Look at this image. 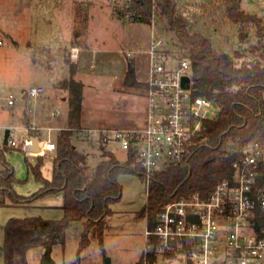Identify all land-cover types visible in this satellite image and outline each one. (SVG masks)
Here are the masks:
<instances>
[{
    "label": "trees",
    "instance_id": "trees-1",
    "mask_svg": "<svg viewBox=\"0 0 264 264\" xmlns=\"http://www.w3.org/2000/svg\"><path fill=\"white\" fill-rule=\"evenodd\" d=\"M199 8L204 26L236 25L240 43L248 47L235 55L217 49L209 36L194 30L190 19L188 25L179 19L185 11H180L173 0H115L112 7L116 20L149 26L159 24L163 32L170 34L171 49L186 54L190 60L193 95L210 99L220 108L215 120L203 122L201 131L193 139L189 159L181 166L166 164L153 175L147 204L138 214L150 229L155 227L158 215L167 204L194 193L207 196L219 182L231 180L234 164L242 159L240 150L249 142L264 141V18L247 13L241 0H213L209 6L201 4ZM75 21L73 44L79 46L88 12L76 8ZM66 64L72 76L64 84L68 92V116L66 128L57 137L52 179L42 176L44 156L40 154L37 165L31 169L42 187L33 195H18L15 185L19 179L12 164L6 161L5 151L0 150V210L11 206L31 207L43 198L62 194L64 216L60 220L11 218L3 227L0 257L4 264H29L27 248L30 246L44 249L41 264H55L54 247L65 245L67 230L78 222L83 227L78 258L93 240L102 245L110 205L122 198L118 176L136 173L143 178L132 155L120 163L114 154L105 151L104 160L90 172L88 157L72 142L74 133L82 130L84 84L73 78L76 69L68 58ZM140 87L146 88V84ZM28 166L31 165L28 163ZM258 184L264 185V166ZM147 262L156 264L153 252ZM137 264H144L143 254Z\"/></svg>",
    "mask_w": 264,
    "mask_h": 264
},
{
    "label": "rangeland",
    "instance_id": "rangeland-1",
    "mask_svg": "<svg viewBox=\"0 0 264 264\" xmlns=\"http://www.w3.org/2000/svg\"><path fill=\"white\" fill-rule=\"evenodd\" d=\"M18 1L0 0V18L7 25H11L16 20L17 11L21 9ZM173 1L180 11L187 12V15H183L195 25L194 30L209 36L217 49L235 55L248 47L247 44L240 43L236 25L227 24L221 28H211L202 24L200 21L202 13L198 9L201 4L209 6L213 0ZM40 2L41 9H45L46 17L51 22L57 43L66 42L67 47L70 46L69 39L74 31L70 25L71 12V23L73 19L75 20L76 8L81 9V12L83 9L88 12L83 38L81 37L79 41L80 58L73 57V52L66 55V59L68 58L76 69L73 78L84 84L82 129H126L142 124L146 117L147 102L145 88H141L140 85L145 84L148 78L147 52L154 38L162 39L170 45V34L163 32L159 24L149 26L145 23L121 22L114 19L112 7L115 0H40ZM241 3L247 13L262 15L264 0H241ZM33 7L37 9V5ZM9 47L8 40H5L0 47V150L5 151L6 161L12 164L16 177L19 179L15 185V192L21 196H30L40 190L41 184L31 169L37 165L38 155H28L24 151V144L29 137L28 127L24 125V122L29 118L30 124L34 125L35 116L38 115L46 127L39 129L40 141L50 140L56 143L58 132L53 128L64 125L63 129L66 128L68 108L62 97L66 96L68 99L64 84L72 76L69 66L66 64L67 68L65 66L62 68L59 62L52 64L50 73L48 67L42 71L31 70L27 64L24 67V64L13 60L15 57L10 54ZM17 51L25 55L30 50ZM128 53L131 56L128 57ZM64 76L68 79L62 81L60 87L55 89L53 78ZM37 85L45 88L42 97L23 98V89L29 90L31 86ZM10 95L14 99L13 105L8 104ZM55 112L56 116H54ZM26 125L28 126V123ZM48 126L53 127V130H49ZM31 132L32 137H37L39 133L38 130ZM7 134L9 138L5 145ZM10 139L16 143V147L9 144ZM72 142L88 157L90 172H94L104 160V151L114 154L120 163H125L128 158L115 144L111 143L102 149L96 132L88 139L74 137ZM53 153L56 154V151ZM53 153L42 154L44 159L41 172L47 180L52 178ZM118 181L123 188L122 198L110 205L111 213L106 219L107 225L102 245L98 240H93L78 258L83 227L80 222L74 223L67 230L65 245H58L53 249L55 264H106L107 259L111 264L138 263L145 249L147 227L145 219L139 218L138 214L147 204L148 191L139 174L121 173ZM59 199V196H50L37 201V204L31 207L2 208L0 210V247L4 242L3 227L11 218L50 219L61 216V211L56 207ZM47 203L54 208L46 206ZM43 252L44 249L41 246L28 247L29 264H41ZM0 264H4L1 257ZM170 264L184 263L174 261Z\"/></svg>",
    "mask_w": 264,
    "mask_h": 264
},
{
    "label": "built area",
    "instance_id": "built-area-1",
    "mask_svg": "<svg viewBox=\"0 0 264 264\" xmlns=\"http://www.w3.org/2000/svg\"><path fill=\"white\" fill-rule=\"evenodd\" d=\"M3 44L0 39V47ZM72 52L76 57L78 50ZM147 54L143 123L126 129H82L73 138L88 139L96 132L100 146L112 143L127 157L132 155L148 191L153 175L166 164L181 166L189 159L203 122L215 120L220 108L210 99L193 95L186 54L174 52L168 42L156 38ZM186 77L190 79L188 89L183 85ZM44 93L43 87H31L27 96L36 99ZM8 104H14L12 95ZM9 144L16 147L12 139ZM39 145L41 154L56 150V143L50 140ZM31 147L32 141L27 139L24 151L28 155H33ZM239 147L237 143L235 148ZM240 151L242 159L234 164L231 180L219 182L207 196L194 193L167 204L155 227H146L144 264L152 252L156 264H264V185L258 184L264 166V141L249 142Z\"/></svg>",
    "mask_w": 264,
    "mask_h": 264
},
{
    "label": "crops",
    "instance_id": "crops-1",
    "mask_svg": "<svg viewBox=\"0 0 264 264\" xmlns=\"http://www.w3.org/2000/svg\"><path fill=\"white\" fill-rule=\"evenodd\" d=\"M18 2L21 5V9L17 11V14H16L17 17L14 23H12L11 25L9 24L7 25L4 22V20L2 21L0 18V39H2L4 42L5 40H8L9 46H10L9 48L11 50L10 54L14 55L15 57L13 59L14 61L24 64V67L27 64L28 68L31 70L37 69L39 71H42L48 67L49 73H50L53 67L52 64H55L56 62H59L62 68H64V66L65 68H67L66 67V55H70L74 48L78 50L76 58L77 57L78 59L80 58L81 49L76 44H73V40H74L73 35L76 29V21L73 19V22L71 23L72 12L70 15V25L72 27V30L74 31H73V34H71L70 39H69L70 46L67 47L65 45L66 42L59 41L57 43L56 36L53 33L51 22L46 17L47 14L45 12V9H41L42 3L40 2V0H31L30 2L28 0L27 1L19 0ZM32 4L37 5V9H33L34 7ZM261 13L262 15L261 14H258V15L263 17L264 8L261 9ZM183 14L187 15L186 12H183ZM183 14L181 15L184 16ZM9 40H11V42ZM17 50H26V51L30 50V51L27 54L23 55V53H18ZM64 71L66 72V70ZM53 79H54L53 80L54 87L56 89L60 87V83L62 81L67 80L68 78H65L64 76V77H57ZM37 86L43 87L41 85H37ZM37 86H31V87H37ZM27 92H28V89H23V98H30L27 96ZM62 100L67 105L66 96H63ZM55 113H54V116L57 115ZM45 122H47V120ZM26 123H28V126L26 125ZM43 123L44 122L40 119L38 115L35 116L34 125L30 124L29 118L25 120L24 125L28 127V130H29L28 139H32V136H33L31 132L32 130H38L39 133H37V137L39 141L41 140V134H40L39 129L46 128L43 125ZM64 127L65 125L63 127H58V128L49 127L48 129L49 130H51L52 128L57 129V132L59 134V132L62 131ZM53 152L54 151H51V153ZM54 158H55V154L52 159V164H53ZM52 172H53V169H52ZM51 196H59L60 199L57 202L58 206L56 207L57 209L61 211V216H56V217L46 219V220H60L64 216L63 210L61 208L63 205V200H64L63 195L56 194V195H51ZM36 204L37 202L35 203V205ZM45 205L48 206L49 204L47 203ZM48 207L54 208V206L52 205H49Z\"/></svg>",
    "mask_w": 264,
    "mask_h": 264
},
{
    "label": "water",
    "instance_id": "water-1",
    "mask_svg": "<svg viewBox=\"0 0 264 264\" xmlns=\"http://www.w3.org/2000/svg\"><path fill=\"white\" fill-rule=\"evenodd\" d=\"M179 19L181 21H183L186 25L189 24V20L186 17L180 15ZM183 85L185 88L188 89L190 87V79L187 77L184 78L183 79ZM8 138H9V135L7 134L5 137V144L8 143ZM31 141H32V147L30 149L31 153H33L35 155H40L42 151H41V148L39 145L40 141H39L38 137H32ZM106 264H111L109 259H107Z\"/></svg>",
    "mask_w": 264,
    "mask_h": 264
}]
</instances>
